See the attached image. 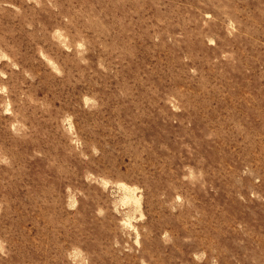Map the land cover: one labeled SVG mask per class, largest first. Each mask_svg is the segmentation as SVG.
<instances>
[{"label": "rangeland", "instance_id": "1", "mask_svg": "<svg viewBox=\"0 0 264 264\" xmlns=\"http://www.w3.org/2000/svg\"><path fill=\"white\" fill-rule=\"evenodd\" d=\"M0 264H264V0H0Z\"/></svg>", "mask_w": 264, "mask_h": 264}]
</instances>
